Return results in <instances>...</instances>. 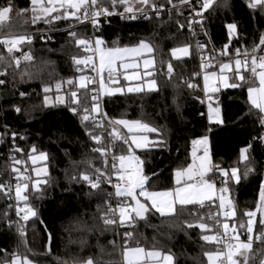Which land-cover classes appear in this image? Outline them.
Segmentation results:
<instances>
[{"label":"snow or ice","instance_id":"snow-or-ice-1","mask_svg":"<svg viewBox=\"0 0 264 264\" xmlns=\"http://www.w3.org/2000/svg\"><path fill=\"white\" fill-rule=\"evenodd\" d=\"M165 3L171 5V8H166ZM165 3H161L160 0H29L27 7L17 8L14 0H7L5 4L0 5V28H3L5 22L11 20L13 13L17 18L23 19L24 23H28L30 17L32 25L40 22L52 24L60 20H74L81 24L87 21L91 23L94 32L101 30V17L109 19L113 16L127 20H137L142 16L149 22L155 19L162 28L164 24L170 22L173 10L177 16H182V9L187 7L191 9L190 15L186 17L188 31L193 36L197 35L195 27L198 25L200 33L208 36L206 25L209 17L206 14L217 7L230 6V0H194V2L179 0V4L174 3L173 0H165ZM245 3L249 10L258 12L261 17H264V0H245ZM165 12L169 15V21L163 19ZM176 23L179 25L178 31L185 28V24L180 23L179 20ZM224 27L227 32V42L220 49H213L217 52V56L205 55L207 43L199 40L196 42V48L201 54V71L195 75H203L204 98L199 96L194 98L198 99L202 105L206 100L208 101L209 125H223L225 119L217 94L222 88L246 87L250 110L245 118L255 115L254 124L258 125L257 134L252 137L251 142L239 149L237 161L227 168L212 163L208 135L192 139L190 142L192 162L187 163L186 167L176 168L172 174L174 187L162 191L148 190L147 186L158 174L153 173L152 177L147 174L146 161L136 155L135 150L166 148L168 145L166 128L143 119L111 118L102 111L101 102L105 97L122 96L126 93H134L142 97L162 96L164 89L171 86L173 88L171 104H168V97L164 96L162 101H158L163 103L164 107L156 115L165 118L164 113L170 108H175L176 116L182 117L179 89L181 86L196 89L197 85L182 77L177 84L175 65L172 61H182L190 57L191 45L185 43L171 47L169 58L159 62L160 70L158 71L155 58L156 46L151 39L141 38L134 44L121 47L117 38L113 41V45L109 46L102 36L84 38L69 29L68 35L74 41L75 47L85 53H91V55L71 57L75 71L83 73L81 66L91 65V71L97 75L89 77L81 74L74 79L58 81L55 85L57 95L54 102L50 96L51 85L42 83V104L33 105L32 110L38 107L49 109L57 105H66L69 111L79 118L85 134L93 142L91 152L99 154L101 166L97 167L92 159L71 161L70 154L66 153L73 167L72 174L68 176L70 184L79 186L81 189L86 188L87 191L83 193L85 197L102 201L97 204L93 224H85L80 229L85 233L79 241L82 247L89 245L88 236L94 233L98 232L100 236H103L107 232H113L120 237L121 243L118 246L114 239L108 241V244L114 250L119 247V264H178L170 249L165 251L157 248L155 244L148 249L140 246L138 241L133 245L132 241L137 240L139 225L143 223L146 227H152L157 231L164 226L177 229L186 236H189L191 231L199 229V239L205 244L223 245L222 248L217 247L215 251L203 252L207 264H264V180L259 183V198L255 209L246 210L243 213L246 220L237 221V208L229 195L233 185L239 186L256 172L254 158L251 156L255 143L258 142L264 147V31H260L258 42L254 40L251 48L242 45L235 48L233 52V42L240 39V25L233 21L225 23ZM155 35L158 34L154 33ZM33 39V35L30 34H11L0 38V46H3L7 53V57L0 54V64L4 65L0 70V77L8 76L11 70L19 74L20 82L39 78L44 68L37 66L35 71H31L30 68L35 66L36 58L31 49L23 50V46L31 45ZM51 39V36L41 34V40L44 43H48ZM164 39L175 40L176 37L169 36ZM208 43H211L210 36ZM48 51L51 53L55 50L49 48ZM97 57L98 66L95 59ZM141 61L143 70H141ZM52 63L54 62L49 60L41 61L43 66ZM22 65L25 67L22 68ZM105 73L107 78L104 76ZM120 75H123L124 81L136 83L125 89L120 86ZM97 77H99L98 81ZM6 84L7 80L0 78V86H6ZM64 84L70 86L67 95L60 94ZM89 85L92 87L90 88ZM37 95L39 96L40 93ZM19 96L24 99L29 94L20 91ZM8 110L18 115H29L27 109L15 104L5 111ZM200 115L205 114L201 112ZM105 120L108 122L107 127L112 129L108 133L111 142L107 146H104L102 136L95 131V129L106 127ZM89 124L92 125L91 128ZM121 126L127 130V134L121 131ZM3 127L4 133L0 134V143L4 142L3 135L9 132L12 139L8 159L11 162L10 175L16 181L14 198L18 217V220L13 222L6 211L4 221L9 230L16 227L17 235L30 253L31 249L26 240V225L38 216L37 210L30 203V197L43 198L52 184L48 163L50 155L38 150L35 144L31 146L27 153V160L31 161V172L35 176L33 179L29 174L27 162L16 157V153L24 154V149L16 144L19 134L11 130L7 124ZM19 138L26 139L23 135ZM124 146H127L126 151ZM117 150L120 151L119 155L116 154ZM109 154H111L110 167ZM216 171L219 172L220 177L218 189L216 182L209 176V173L215 174ZM113 176L116 177L115 182ZM105 185L110 186L111 190L106 189ZM66 192L69 195H78L74 187H70ZM0 195L9 200L13 198L11 181L0 183ZM209 203L216 206L218 210L206 215L201 214L199 210L194 211L197 206L201 210L208 207ZM11 207L12 205L9 204V208ZM186 212L187 216L184 215ZM157 214L161 224H150V217ZM21 221L23 224L20 223ZM209 221L212 223L209 224ZM117 229H123L122 235ZM242 236H246L247 239H242ZM51 240L52 237L49 234V245L43 253L45 259L51 255ZM97 247L99 254L87 257L73 255L63 260L57 258V264H116L111 259H105V256L112 255L106 252V246L98 242ZM0 251L5 253L3 264H41L34 255L21 254L18 250H14L11 254L6 249H0Z\"/></svg>","mask_w":264,"mask_h":264},{"label":"trees","instance_id":"trees-1","mask_svg":"<svg viewBox=\"0 0 264 264\" xmlns=\"http://www.w3.org/2000/svg\"><path fill=\"white\" fill-rule=\"evenodd\" d=\"M7 0H0L3 5ZM165 3V0H160ZM179 4V0H173ZM17 8L28 6L29 0H14ZM166 8L171 7L165 3ZM122 11V9H120ZM183 15L177 16L175 10L171 14V20L161 28L155 19L152 22H142L140 20L127 23L124 20L113 16L107 20L101 21V30L94 32L89 25H78L79 22L74 20H60L52 24L40 22L32 25L30 17L28 23H24L23 19L17 18L15 13L12 14L11 20L4 23L0 28V37L9 34H30L34 39L31 45L25 44L24 51L31 49L32 54L36 58L35 66L30 68L35 71L36 67H43L39 78L20 82L19 74L9 70L6 77H0L7 80L6 86H0V134L4 133V125L16 131L19 135L16 144L24 149V154L16 153L18 159L27 162L29 174L31 172V161L27 160V153L31 146L35 144L40 151L49 153L50 161L49 171L52 177V184L48 187L43 198L37 199L30 197V203L38 212V216L30 220L26 225V240L28 247L31 249L29 253L21 238L17 235L16 227L8 229L6 221H4V213L7 211L9 218L14 222L13 210L9 208L12 203L0 195V249H6L9 254L14 250H18L21 254L34 255L39 259L41 264H57V258L63 260L73 255H81L87 257L92 254H99L97 243L106 246V252L112 255L105 256V259H111L119 264V247L115 250L108 241L114 240L119 246L120 237L113 232H107L103 236L94 233L88 236L89 245L82 247L79 243L82 236L85 235L80 229L83 225H92L93 217L96 214L98 203L102 201L89 199L83 195L87 191L86 188L81 189L79 186L71 185L68 176L72 174L73 167L71 161H82L92 159L95 166H101L99 154H93L91 148L93 142L85 134V129L81 126L80 120L74 116L66 105H57L49 109L42 107L32 110L33 105H40L43 101L41 92L42 83L51 85V99L54 102L57 95L55 85L58 81H66L74 79L83 73L76 72L72 65L71 57L73 55L83 56L85 52L75 47L74 41L69 37V29L75 31L78 36L89 38L91 36H102L109 46L113 45V41L119 38V46L130 45L138 42L141 38L151 39L156 46L155 58L157 61V70H160V61L167 60L170 56L169 49L177 45L188 43L191 45L192 55L184 58L182 61H172L175 65L176 83H180V78L197 85L196 89H188L181 86L179 89L182 105V117L176 116L175 108H170L164 113L165 118L156 115L162 107L163 97H168V104H171L173 88L166 87L162 96L142 97L134 93H126L125 95H117L111 98H104L101 102L102 111L114 119L125 118L129 120L143 119L157 126L166 128V136L168 145L164 149H146L137 153L146 161V172L152 177L153 173H157V177L152 178L151 183L147 186L153 190H166L174 187L173 171L178 167H186L187 163H191V140L201 135H208L210 142V150L213 164H220L227 168L234 164L238 159L239 149L245 147L247 143L252 141V137L257 134L258 125L254 124L255 115L248 116L250 108L247 102V89L236 88L221 90L217 94L220 101V107L225 119L223 125H209L207 120L206 105L207 100L202 105L198 99L199 96L204 98L201 82L194 78L198 71V64L195 56L193 40L188 33L186 26L187 9H182ZM209 22L208 36H205L207 48L220 49L227 42V32L224 27L225 23L236 21L240 25V39L232 44L233 52L235 48L247 45L251 48L253 41L258 42L260 31H264V17L254 13L246 6L245 0H230L228 8L217 7L214 11L206 14ZM163 19L169 21L168 13L163 14ZM185 24L183 30H179L176 21ZM110 21V22H109ZM154 33L158 34L154 36ZM41 34L51 36L48 43L41 40ZM173 36L175 40L164 39V37ZM211 37V43L208 38ZM63 46V47H62ZM54 49L49 52L48 49ZM0 54L7 57L3 46H0ZM19 55V53H17ZM227 59V58H224ZM49 60L54 63L47 66L41 65V61ZM4 67L0 64V70ZM22 68L25 65L21 66ZM166 71V64L164 65ZM69 87L64 84L61 93L67 95ZM91 88L92 85H89ZM24 91L29 94L27 98L21 99L19 92ZM37 93H40L38 96ZM19 105L28 110L29 115H18L10 109L12 105ZM203 112L205 115L201 116ZM97 114V119H99ZM106 129H95L96 134L101 135L104 146L111 142L108 133L111 127H107V120L104 121ZM91 128L92 125L89 124ZM209 128L211 129L209 131ZM61 133L63 135H61ZM23 135L26 139H20ZM151 136H154L152 134ZM3 143H0V183L9 181L13 178L10 175V161L8 159L9 149L12 145L10 132L3 135ZM119 143V142H117ZM127 146H124L126 151ZM66 153L70 154L66 155ZM147 153V154H146ZM117 155L120 151L117 150ZM256 165V172L248 179L244 180L239 186L233 185L230 192L231 199L236 205L238 217L245 219L243 213L246 210H254L256 202L259 198V183L264 180V147L258 142L255 143L254 150L251 152ZM23 170V169H22ZM67 172V175H66ZM215 177H219V172H215ZM113 180L114 177H113ZM74 187L78 195H69L66 190ZM108 190L110 186L105 185ZM115 203V201H113ZM191 208L192 206H188ZM201 214L213 212L214 206L209 208L198 209ZM187 216V212L184 213ZM177 223H179L177 221ZM209 224L212 221L208 222ZM23 224V221H22ZM150 224L160 225L161 219L158 214L150 217ZM123 233V229H117ZM199 229L190 232L186 236L177 229H170L166 226L161 227L159 231L152 227H146L143 223L139 225L137 240L132 241L135 245L138 241L139 245L151 249L153 245L165 251L171 250L178 264H207L206 257L203 256L204 251H215L217 245L205 244L199 239ZM49 234H51V255L45 259L43 253L49 245ZM211 234V233H210ZM170 237V238H169ZM242 236L241 238H245ZM75 242V243H73ZM5 253L0 251V264H3ZM10 259V256H9Z\"/></svg>","mask_w":264,"mask_h":264},{"label":"built area","instance_id":"built-area-1","mask_svg":"<svg viewBox=\"0 0 264 264\" xmlns=\"http://www.w3.org/2000/svg\"><path fill=\"white\" fill-rule=\"evenodd\" d=\"M193 2H194V0H193ZM168 8V7H167ZM169 8H171V7H169ZM186 9H187V17L190 15V12H191V9H189V8H187V7H185ZM167 12H165L164 14H166ZM116 17H118V18H120L119 16H116ZM121 19V18H120ZM104 20H107V19H104L103 17H101L100 18V21H104ZM122 20H124L125 22H127V23H132V22H134V21H138V20H140V21H142V22H146L147 20H144L143 19V17L141 16L139 19H137V20H127V19H122ZM78 25H89L90 26V28L91 29H93V27H92V25H91V23L90 22H87V21H85L83 24H81V23H78ZM195 30H196V33H197V35H195V36H193L189 31H188V33L190 34V36H191V38H192V40H193V45H194V51H195V56H196V60H197V64H198V71H197V73H200V63H201V54L198 52V50H197V48H196V42H197V40H199V41H201V42H204V43H206L205 41V36L202 34V33H200V30H199V26L197 25L196 27H195ZM5 36H8V35H5ZM3 36H1L0 38H2ZM92 37H94V36H91V37H89V38H92ZM85 55H91V53H85L83 56H85ZM205 55H210V56H217V52L216 51H214L213 49H211V50H209L208 48H207V52L205 53ZM96 59V63H97V58H95ZM215 62V61H214ZM82 68H83V72H84V75H86V76H89V77H91V76H96L97 74L96 73H94V72H92L91 71V65H88V66H81ZM105 77L107 78V73H105ZM194 78L195 79H198V80H200V82H201V87H202V74L201 75H199V76H197V75H194ZM99 80V77H97V81ZM97 87H98V82H97V85H96ZM203 88V87H202ZM206 110H207V105H206ZM207 114V113H206ZM105 124V123H104ZM104 130L106 129V127H104L103 128ZM109 161H110V163H109V167H110V164H111V154H109ZM216 174V173H215ZM215 174H213V173H209V176H211V178L216 182V184H217V189L220 187V177H215ZM9 181H11V183H12V185H13V198L11 199V200H9L11 203H12V207H11V210H13L12 212H13V214H14V222L15 221H17L18 220V217L16 216V209H15V198H14V185H15V183H16V181H15V179L14 178H12V179H10ZM114 182H115V180H113ZM217 195H219V192L217 191ZM230 195V197H231V194H229ZM218 203H219V201L217 200L216 201V204L218 205ZM210 206H213V205H211L210 203H209V205H208V207H205V208H209ZM218 209H217V207L216 206H214V210H213V213L214 212H216ZM21 224H22V221L20 222ZM217 247H223V245H217Z\"/></svg>","mask_w":264,"mask_h":264},{"label":"rangeland","instance_id":"rangeland-1","mask_svg":"<svg viewBox=\"0 0 264 264\" xmlns=\"http://www.w3.org/2000/svg\"><path fill=\"white\" fill-rule=\"evenodd\" d=\"M9 35H11V34H9ZM97 66H98V57H97ZM141 70H143V67H142V61H141ZM104 76H105V74H104ZM106 78V77H105ZM119 80H120V86H123V87H125V89L128 87V86H131L132 84H134V83H136V82H128V81H124V79H123V75H120L119 76ZM106 98V97H105ZM121 131L123 132V133H125V134H127V130L126 129H123L122 128V126H121ZM150 136L152 135V134H149ZM140 151H143V150H141V149H136L135 150V154L137 155V153H139ZM35 177V176H34ZM114 177V179L116 180V177L115 176H113ZM148 190H153V189H150L149 187H148ZM153 191H162V190H153ZM141 199H143V198H141ZM243 239V238H242ZM245 240L247 239V237H245L244 238Z\"/></svg>","mask_w":264,"mask_h":264},{"label":"crops","instance_id":"crops-1","mask_svg":"<svg viewBox=\"0 0 264 264\" xmlns=\"http://www.w3.org/2000/svg\"><path fill=\"white\" fill-rule=\"evenodd\" d=\"M218 70V69H217ZM202 87H203V75H202ZM229 89H232V88H229ZM221 90H227V89H221ZM207 104H208V101H207ZM206 112H207V110H206ZM210 143V142H209Z\"/></svg>","mask_w":264,"mask_h":264}]
</instances>
